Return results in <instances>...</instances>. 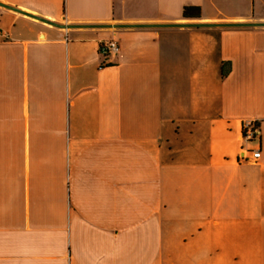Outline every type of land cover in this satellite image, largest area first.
Masks as SVG:
<instances>
[{"label": "crops", "instance_id": "crops-1", "mask_svg": "<svg viewBox=\"0 0 264 264\" xmlns=\"http://www.w3.org/2000/svg\"><path fill=\"white\" fill-rule=\"evenodd\" d=\"M0 3L264 24V0ZM0 28V264H264V27L0 7Z\"/></svg>", "mask_w": 264, "mask_h": 264}, {"label": "water", "instance_id": "water-1", "mask_svg": "<svg viewBox=\"0 0 264 264\" xmlns=\"http://www.w3.org/2000/svg\"><path fill=\"white\" fill-rule=\"evenodd\" d=\"M0 7L21 13L28 17L62 29L93 28V29H128V28H213V27H264V24H162V25H60L42 18L22 12L16 8L0 3Z\"/></svg>", "mask_w": 264, "mask_h": 264}, {"label": "built area", "instance_id": "built-area-1", "mask_svg": "<svg viewBox=\"0 0 264 264\" xmlns=\"http://www.w3.org/2000/svg\"><path fill=\"white\" fill-rule=\"evenodd\" d=\"M5 39L3 32L0 28V41ZM120 50L119 44L115 40L103 42L100 46V54L104 58H109L116 56ZM261 131L257 122L248 121L244 123V139L246 141H257L260 140ZM261 157L260 151H255L252 153L250 159L247 158L244 154L241 155V160L243 162H254Z\"/></svg>", "mask_w": 264, "mask_h": 264}, {"label": "trees", "instance_id": "trees-1", "mask_svg": "<svg viewBox=\"0 0 264 264\" xmlns=\"http://www.w3.org/2000/svg\"><path fill=\"white\" fill-rule=\"evenodd\" d=\"M183 16L186 19H189V18L198 19L201 16V12H200L199 8L187 6L184 8ZM222 75L225 76V69L224 68H222Z\"/></svg>", "mask_w": 264, "mask_h": 264}]
</instances>
